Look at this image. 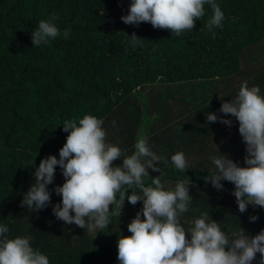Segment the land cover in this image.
Segmentation results:
<instances>
[{
  "label": "trees",
  "instance_id": "trees-1",
  "mask_svg": "<svg viewBox=\"0 0 264 264\" xmlns=\"http://www.w3.org/2000/svg\"><path fill=\"white\" fill-rule=\"evenodd\" d=\"M215 2L224 14L220 27L206 26L212 10L205 4L195 27L177 36L150 23H122L131 0H0V225L8 227L9 239L30 236V246L49 264H120L117 239L131 235L127 225L142 202L125 200L120 216L97 232L65 224L52 212L61 202L53 189L65 182L56 166L47 186L50 203L41 210L21 206L40 161L59 159L68 135L64 122L78 124L85 115L103 121L105 142L125 156L146 138L151 151L168 161L155 165L165 190L189 178L192 200L179 217L186 231L202 213L229 239L239 227L249 237L264 230V208L249 205L240 213L232 183L221 181L217 190L204 179L215 171L211 157L217 150L246 167L239 122L219 109L245 81L264 96V0ZM53 13L61 35L32 47L31 32ZM133 33L142 40L131 42ZM209 113L217 122H207ZM177 152L185 155L186 172L171 163ZM122 163L117 159L112 166ZM146 171L144 186H152L160 173ZM259 261L257 253L251 264Z\"/></svg>",
  "mask_w": 264,
  "mask_h": 264
},
{
  "label": "clouds",
  "instance_id": "clouds-1",
  "mask_svg": "<svg viewBox=\"0 0 264 264\" xmlns=\"http://www.w3.org/2000/svg\"><path fill=\"white\" fill-rule=\"evenodd\" d=\"M205 4L212 10L206 26L209 30L220 27L224 14L215 0H131L128 14L120 19L126 25L150 23L154 29H167L179 36L191 31L194 21L205 15ZM57 19L53 13L39 21L31 32L32 47L47 45L61 35L54 23ZM68 36L65 30L63 37ZM129 39L133 43L142 40L135 33ZM219 112L239 122L238 132L246 145V167L219 154L215 146L217 155L211 157L215 171L204 177L205 182L217 190L223 188L221 181L232 183L240 213L249 205L264 208V96L258 86L249 88L245 81L234 99L221 104ZM206 120L215 123L218 117L209 113ZM219 122L231 125L230 120ZM102 124L92 115H85L78 124L75 120L64 122L62 130L68 135L59 159L48 156L40 161L34 171L35 181L23 195L22 207L41 210L50 203L47 186L53 183L59 166L65 182L53 189L61 202L53 205L52 212L65 224L97 232L107 228L111 217L120 216L125 200L131 205L142 202L141 211L127 225L131 235L117 239L120 264H251L257 253L259 264H264V230L249 237L239 227L229 239L219 223L209 221V213H202L186 231L179 217L189 210L192 200L189 178L178 181L174 190H165L161 170L155 166L164 158L151 151L147 139L139 138L134 153L125 156L119 147L105 142ZM117 159H122V166H112ZM171 163L182 172L189 169L183 152L172 155ZM148 168L160 173L151 179L152 186H144ZM133 186L137 188L129 194L127 190ZM256 219L250 217L252 222ZM8 231L6 225H0V264H49L46 255L30 246V236L9 239L5 235Z\"/></svg>",
  "mask_w": 264,
  "mask_h": 264
}]
</instances>
